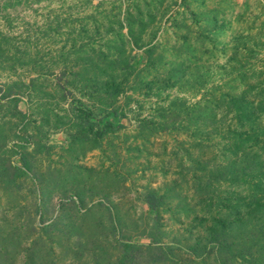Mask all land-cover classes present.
Returning a JSON list of instances; mask_svg holds the SVG:
<instances>
[{"label": "rangeland", "instance_id": "rangeland-1", "mask_svg": "<svg viewBox=\"0 0 264 264\" xmlns=\"http://www.w3.org/2000/svg\"><path fill=\"white\" fill-rule=\"evenodd\" d=\"M0 264H264V0H0Z\"/></svg>", "mask_w": 264, "mask_h": 264}]
</instances>
